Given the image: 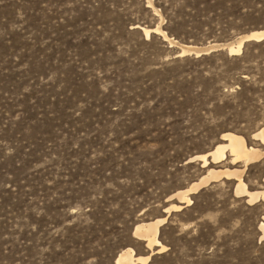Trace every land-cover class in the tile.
I'll use <instances>...</instances> for the list:
<instances>
[{
    "label": "rangeland",
    "instance_id": "374dc122",
    "mask_svg": "<svg viewBox=\"0 0 264 264\" xmlns=\"http://www.w3.org/2000/svg\"><path fill=\"white\" fill-rule=\"evenodd\" d=\"M0 0V264H116L142 221L166 217L167 248L147 264H264V202L210 181L166 213L169 196L207 173L222 133L264 144V41L240 55L181 45L264 29V0ZM160 15V16H159ZM264 157L242 172L261 190Z\"/></svg>",
    "mask_w": 264,
    "mask_h": 264
},
{
    "label": "bare ground",
    "instance_id": "6f19581e",
    "mask_svg": "<svg viewBox=\"0 0 264 264\" xmlns=\"http://www.w3.org/2000/svg\"><path fill=\"white\" fill-rule=\"evenodd\" d=\"M146 7H151L155 13L157 10L153 8L152 0L146 1ZM160 16V15H159ZM162 18L160 17L159 23L152 28H145L135 25L134 27L140 29L143 32L145 39H149L150 34H157L163 38L164 41H167L170 47L173 44H179L178 51L175 54V57L193 55L194 57H199L202 54H208L215 48H221L226 51L229 55H240L242 53L244 44L246 42H261L264 41V29H256L248 31L247 33L240 34L233 40L227 43L221 44H208L207 46H192V45H181L179 42L175 41L174 38L169 37L161 28L160 22ZM252 138L258 139L264 144V126L260 127L252 134ZM220 142L217 143L211 150L207 151L204 154L195 155L193 158H196L200 161L201 167H207L211 163H219L227 159L229 156L230 163L241 162L243 164V169L236 171H228L225 168L222 171L215 170L212 168H207V173L201 175L196 181L188 184L184 189L177 190L169 197L173 200H176L178 203H171L167 209L166 213L169 214L170 211H180L185 206H189L192 201L189 197L190 194L197 192L201 187L207 185L210 181H217L221 178L234 179L236 187L234 194L238 196L245 197V201L249 204H254L258 201L264 202V184L261 187V190L249 191L246 184L242 179V172L247 167L248 164L259 160L261 157H264V152L253 146L246 144L244 138L240 135L225 132L222 133ZM264 151V150H263ZM264 182V176L263 181ZM166 222V217L156 218L149 221H142L135 225L133 230V235L138 240L144 242L145 247L147 248L148 253L145 255H137L131 247L123 248L119 255L117 256L115 263L116 264H147L151 259V256L154 253H161L166 250V246L161 243L159 240V228ZM259 229V241L264 239V212L261 215V220L258 223Z\"/></svg>",
    "mask_w": 264,
    "mask_h": 264
}]
</instances>
